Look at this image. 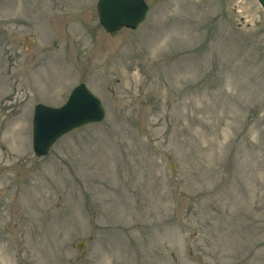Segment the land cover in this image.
<instances>
[{
	"label": "rangeland",
	"instance_id": "1",
	"mask_svg": "<svg viewBox=\"0 0 264 264\" xmlns=\"http://www.w3.org/2000/svg\"><path fill=\"white\" fill-rule=\"evenodd\" d=\"M97 1L0 0V264H264L263 8L146 0L112 35ZM82 82L104 121L36 157Z\"/></svg>",
	"mask_w": 264,
	"mask_h": 264
},
{
	"label": "water",
	"instance_id": "2",
	"mask_svg": "<svg viewBox=\"0 0 264 264\" xmlns=\"http://www.w3.org/2000/svg\"><path fill=\"white\" fill-rule=\"evenodd\" d=\"M264 9V0H257ZM149 5L145 0H98L97 13L103 29L116 34L123 28L137 29L147 18ZM106 117L102 100L84 83L70 92L58 107L38 103L33 116V150L37 157L49 154L53 145L65 134ZM171 167H174L171 164ZM84 243L78 244L82 248Z\"/></svg>",
	"mask_w": 264,
	"mask_h": 264
}]
</instances>
